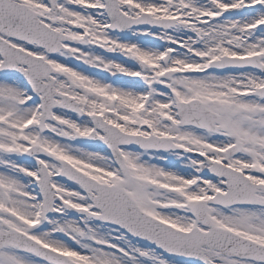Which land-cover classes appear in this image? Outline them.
I'll use <instances>...</instances> for the list:
<instances>
[{
  "label": "snow or ice",
  "instance_id": "snow-or-ice-1",
  "mask_svg": "<svg viewBox=\"0 0 264 264\" xmlns=\"http://www.w3.org/2000/svg\"><path fill=\"white\" fill-rule=\"evenodd\" d=\"M0 264H264V0H0Z\"/></svg>",
  "mask_w": 264,
  "mask_h": 264
}]
</instances>
